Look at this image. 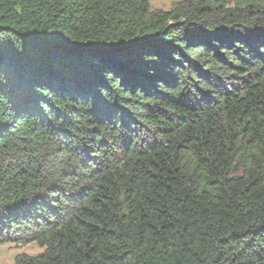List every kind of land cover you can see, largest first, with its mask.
I'll use <instances>...</instances> for the list:
<instances>
[{"label": "trees", "instance_id": "trees-1", "mask_svg": "<svg viewBox=\"0 0 264 264\" xmlns=\"http://www.w3.org/2000/svg\"><path fill=\"white\" fill-rule=\"evenodd\" d=\"M0 243L264 264V0H0Z\"/></svg>", "mask_w": 264, "mask_h": 264}, {"label": "rangeland", "instance_id": "rangeland-1", "mask_svg": "<svg viewBox=\"0 0 264 264\" xmlns=\"http://www.w3.org/2000/svg\"><path fill=\"white\" fill-rule=\"evenodd\" d=\"M177 1L181 0H148L151 8L168 10L170 6ZM42 249L35 243H29L26 245H15L13 243H0V264H13L14 257L17 254L24 253L27 255H36L40 253Z\"/></svg>", "mask_w": 264, "mask_h": 264}]
</instances>
